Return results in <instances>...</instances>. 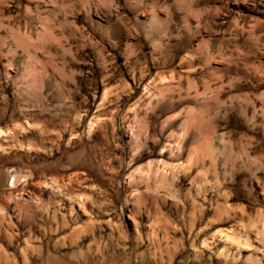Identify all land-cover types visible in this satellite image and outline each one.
<instances>
[{"label":"rangeland","instance_id":"1","mask_svg":"<svg viewBox=\"0 0 264 264\" xmlns=\"http://www.w3.org/2000/svg\"><path fill=\"white\" fill-rule=\"evenodd\" d=\"M0 264H264V0H0Z\"/></svg>","mask_w":264,"mask_h":264}]
</instances>
